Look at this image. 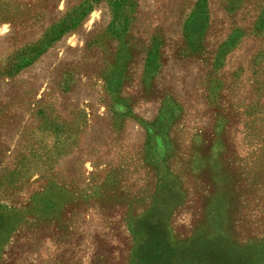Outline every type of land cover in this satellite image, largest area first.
<instances>
[{"label":"rangeland","instance_id":"1","mask_svg":"<svg viewBox=\"0 0 264 264\" xmlns=\"http://www.w3.org/2000/svg\"><path fill=\"white\" fill-rule=\"evenodd\" d=\"M170 232L264 245V0H0V264Z\"/></svg>","mask_w":264,"mask_h":264},{"label":"trees","instance_id":"2","mask_svg":"<svg viewBox=\"0 0 264 264\" xmlns=\"http://www.w3.org/2000/svg\"><path fill=\"white\" fill-rule=\"evenodd\" d=\"M89 4L87 9H89ZM64 31L62 28L60 32ZM50 42L41 41L39 51H42ZM31 58H25L23 65H26ZM165 186V185H162ZM168 186L164 188L165 191L169 190ZM52 204H54L52 202ZM132 237L135 240V245L143 246V243L151 236L157 234V230L142 227L141 220H136L131 229ZM168 242L167 252L169 254L168 262L166 264H256L257 262L264 261V245L261 246H248L245 248L234 247L225 244H220L217 239L209 236H198L194 234L190 239L183 243L176 241L170 234H167ZM1 233H0V246H1ZM141 248V247H140Z\"/></svg>","mask_w":264,"mask_h":264}]
</instances>
